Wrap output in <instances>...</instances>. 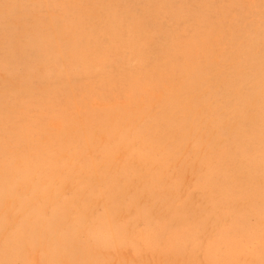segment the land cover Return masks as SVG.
Returning <instances> with one entry per match:
<instances>
[{"label": "rangeland", "instance_id": "rangeland-1", "mask_svg": "<svg viewBox=\"0 0 264 264\" xmlns=\"http://www.w3.org/2000/svg\"><path fill=\"white\" fill-rule=\"evenodd\" d=\"M0 264H264V0H0Z\"/></svg>", "mask_w": 264, "mask_h": 264}]
</instances>
